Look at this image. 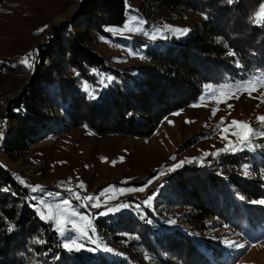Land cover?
<instances>
[{
    "label": "trees",
    "instance_id": "trees-1",
    "mask_svg": "<svg viewBox=\"0 0 264 264\" xmlns=\"http://www.w3.org/2000/svg\"><path fill=\"white\" fill-rule=\"evenodd\" d=\"M128 2L85 0L82 14L59 25L40 48L37 71L8 105L14 123L4 143L9 155L78 127L97 135L147 138L165 117L195 103L207 83L264 82V22L255 21L263 0H159L163 9L194 10L205 21L181 41L146 49L148 65L119 70L92 51L89 41L92 33L105 35L107 27L125 22ZM255 162L242 151L222 155L209 167L177 171L159 190L162 207L187 209L181 220L199 225L197 230L218 218L250 242L264 239V204L251 203L264 200V183L241 173L243 165L252 172L263 165ZM146 215L103 216L96 227L110 237L119 230L135 232L156 264H231L233 258L221 248L184 227L159 222L155 228L154 213ZM0 264L125 263L101 252L64 248L53 224L33 208L29 189L0 166Z\"/></svg>",
    "mask_w": 264,
    "mask_h": 264
},
{
    "label": "rangeland",
    "instance_id": "rangeland-1",
    "mask_svg": "<svg viewBox=\"0 0 264 264\" xmlns=\"http://www.w3.org/2000/svg\"><path fill=\"white\" fill-rule=\"evenodd\" d=\"M80 1L73 11L70 9L76 0H4L0 7V166L29 189L33 208L53 224L68 250L80 254L101 252L122 258L125 264H156L135 232L119 230L110 237L96 227V221L103 216L115 219L129 213L149 218L146 213L153 212V227L159 228V222L162 227H184L209 246L230 254L231 264H264V239L250 242L218 218L207 220V227L197 230L199 225L181 220L180 214L189 212L187 209L163 208L159 193L177 171L209 167L222 155L242 151L250 152L255 163L263 164L255 165L253 172L249 169L248 177L264 183L260 171L264 169V123L257 119L264 116V82L259 78L205 84L195 103L165 117L147 138L97 135L78 127L38 142L25 153L9 155L5 151V139L14 128L8 116L10 101L20 95L37 71L40 48L54 37L55 29L82 14L85 0ZM262 5L264 0L255 14V21L261 24L264 17L258 13L264 10ZM127 8L122 25L107 27L105 35L92 33L89 41L92 51L119 70L148 65L146 49L181 41L205 21L204 15L194 10L163 9L159 0H129ZM61 16V22H57ZM177 29L188 31L181 35ZM39 43L42 45L38 47ZM25 58L27 64L22 62ZM243 82L250 83L238 88ZM233 120L246 122L254 130L247 143L241 140L243 129L232 125ZM181 161L182 167L170 171ZM241 173L244 176V169ZM81 183L83 188L79 187ZM37 185L42 190L33 191ZM140 188L144 190H135ZM67 189L74 190L80 199ZM149 197L150 202L145 203ZM64 200L69 203L62 205ZM122 204L129 206L108 210ZM57 205H61L59 213ZM49 212L70 222L49 220ZM61 229H66L63 234ZM66 243L70 247H65ZM233 243L242 247H234Z\"/></svg>",
    "mask_w": 264,
    "mask_h": 264
},
{
    "label": "snow or ice",
    "instance_id": "snow-or-ice-1",
    "mask_svg": "<svg viewBox=\"0 0 264 264\" xmlns=\"http://www.w3.org/2000/svg\"><path fill=\"white\" fill-rule=\"evenodd\" d=\"M231 2H232V0H229V3H231ZM262 9H264V5H262ZM258 15L261 16V17H264V10H262L261 12H259ZM138 23H139V21H138ZM45 27H46V26H45ZM43 30H44V29L42 28V29H39L38 31H43ZM132 30L135 31V30H137V29H132ZM141 30H142V29H141ZM177 31H178L181 35H183V34L187 33L188 29H177ZM155 38H156V36L153 34V35H152V39H155ZM22 62L27 64V58H25V60L22 61ZM28 66L31 67L32 65H31V64H28ZM249 83H250V82H243V83L237 85V87H238V88H239V87H244L245 84H249ZM246 90H248V89H246ZM252 90H255V88H252ZM249 94H250V93H249ZM229 107H231V105H229ZM213 115H215V111L213 112ZM223 119H224V118H221L222 121H223ZM257 119H258L259 122L264 123V116H260V117H258ZM232 125H238V126H240V127L243 129V132L241 133V140H243L244 142L247 143V142L249 141L250 136L253 134L254 130L249 126L248 123L243 122V121H236V120H233V121H232ZM227 131H228V129L225 128V129H224V132H227ZM261 134L264 135V131H261ZM0 135H2V133H0ZM183 163H184V162L181 161L179 164H177V165H175L173 168H171L170 171H175L177 168L182 167V166H183ZM242 168L244 169V176H245V178H247L248 176H250L251 173H250V171H249V166H248V165H243ZM260 171H261V178L264 179V169H261ZM148 183H151V180H149ZM79 187L83 188L84 185L81 183V184L79 185ZM32 190H33V191H36V190H42V189L40 188L39 185H37V186H33V187H32ZM67 190H69V191H73V194L76 195V198H77V199H80V196H79L78 194H76L74 190H71V189H67ZM135 190H136V191H143L144 189H143V188H140V189H135ZM129 191H133V189H129ZM49 195H52V194L49 193ZM56 195H61V193H57ZM86 199H88V200L91 201L93 198H92V197H86ZM241 199H243V197H241ZM150 200H151V197H149V200H148V201H145V203H149ZM41 203H44V202L41 201ZM68 203H69L68 200H64V201H62V205H67ZM251 203H255V204H264V200L251 201ZM94 206H95V207H99V204H95ZM128 206H129L128 204H122V205H119L116 209L109 208L108 210H109V211H113V210H117V211H118L119 208H127ZM45 207L48 208L49 206L45 204ZM56 208H57V213H59L60 208H61V205H57ZM71 215H78V213L72 212ZM47 219H49V220H55V222L58 223V224H67V223L70 222V221H68V220L63 219L62 217H58V216H56V215H53L51 212H49V214H48V216H47ZM9 230H11V226H10ZM65 230H66V229H61V234H63V232H64ZM74 243H75V242H73V244H74ZM64 246H65V247H70V245L67 244V243H66ZM232 246H234V247H242V245L234 244V243L232 244ZM77 250H78V249H77Z\"/></svg>",
    "mask_w": 264,
    "mask_h": 264
},
{
    "label": "bare ground",
    "instance_id": "bare-ground-1",
    "mask_svg": "<svg viewBox=\"0 0 264 264\" xmlns=\"http://www.w3.org/2000/svg\"><path fill=\"white\" fill-rule=\"evenodd\" d=\"M80 0H76V5L74 7H72V9H70L71 11L75 10L76 6L78 5L77 3L79 2ZM81 2V1H80ZM64 17V16H61L60 18H57V22H61L59 20H61V18Z\"/></svg>",
    "mask_w": 264,
    "mask_h": 264
},
{
    "label": "water",
    "instance_id": "water-1",
    "mask_svg": "<svg viewBox=\"0 0 264 264\" xmlns=\"http://www.w3.org/2000/svg\"><path fill=\"white\" fill-rule=\"evenodd\" d=\"M81 2H83V0H81ZM80 12H81V10H80ZM40 45H42V43H39V44H38V47H39ZM37 52H38V48H37Z\"/></svg>",
    "mask_w": 264,
    "mask_h": 264
}]
</instances>
